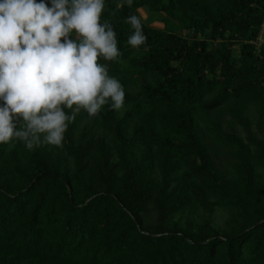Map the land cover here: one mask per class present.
<instances>
[{"label": "trees", "instance_id": "obj_1", "mask_svg": "<svg viewBox=\"0 0 264 264\" xmlns=\"http://www.w3.org/2000/svg\"><path fill=\"white\" fill-rule=\"evenodd\" d=\"M117 3L106 0L101 20L112 24L122 55L99 62L110 76L141 80L145 126L129 139L131 114L118 120L106 105L90 118L82 110L65 133L72 170L46 145L26 148L24 166L23 151L5 156L11 144L0 145V264H264V185L254 172L255 160L264 170V143L251 131L243 140L215 124L212 144L236 158L231 173H224L194 122L197 113L233 102L264 106V45L259 54L257 48L264 0H134L121 8ZM140 10L158 14L167 27L142 22L147 41L133 49L127 41L134 30L126 19ZM179 29L196 37L189 40ZM136 50L141 54L134 55ZM120 82L127 106L136 98ZM238 113L231 110L234 118ZM83 121L105 134L82 127ZM151 146L159 151L160 186L143 174L147 160L136 159ZM144 157L152 160L151 151ZM214 199L243 218L229 238L209 221L186 217Z\"/></svg>", "mask_w": 264, "mask_h": 264}, {"label": "clouds", "instance_id": "obj_2", "mask_svg": "<svg viewBox=\"0 0 264 264\" xmlns=\"http://www.w3.org/2000/svg\"><path fill=\"white\" fill-rule=\"evenodd\" d=\"M105 3L0 0V145L60 147L82 110L93 118L106 105L124 107L123 85L99 62L122 55L112 24L101 20ZM133 3L118 0L117 8ZM126 23L134 30L128 46L145 45L141 18Z\"/></svg>", "mask_w": 264, "mask_h": 264}, {"label": "rangeland", "instance_id": "obj_3", "mask_svg": "<svg viewBox=\"0 0 264 264\" xmlns=\"http://www.w3.org/2000/svg\"><path fill=\"white\" fill-rule=\"evenodd\" d=\"M139 17L141 18L142 22L153 29L158 30H165L166 23L164 22L161 17L156 13H151L148 10H140ZM180 33L184 37L189 40H193L196 36L193 32H181L180 29L176 31ZM201 39L200 37H198ZM208 41L214 47H219V44H212L210 37ZM264 45V28L260 34L259 40L257 42L258 54L260 48ZM135 54H141L138 50H136ZM234 57L239 58V47L235 46L234 48ZM119 81H124L127 83L128 91L131 93L136 100L130 103L127 106H124L121 110L116 111L115 115L118 120L124 119L127 115L131 114L129 117L128 124L125 127V136L131 139L135 134L136 131L140 128L145 126V115L147 113V109L144 108L142 103V92L143 86L142 82L138 78L131 77L130 75H122L116 77ZM153 83V81H151ZM105 107V106H104ZM235 108L239 111L238 115H241L239 118H234L231 114V110ZM104 109V108H103ZM102 109V110H103ZM195 126L198 129L199 134L204 139L205 143L208 145L214 164L217 170L224 172V173H231L232 165L236 158L231 155L233 151H221L218 147H215L211 140V128L218 124L219 127L227 134H236L241 139L245 140L248 136V131L252 132V136L259 142L264 143V106H260L256 103H249V104H240L237 102H233L221 110L213 113H205L199 112L194 120ZM242 122L246 123L243 125ZM82 127L88 125L90 128L94 130L95 133L99 132L101 134H105L97 127L89 124L87 122L81 123ZM97 131V132H96ZM66 144L67 141L64 139L62 146L55 147L51 145H46L47 150L53 155V158L60 161L64 167L73 168V162L70 156L67 154L66 151ZM151 144L148 141L146 146L140 147L141 149L146 148ZM23 146H25L22 142H14L11 145L4 147L5 156L11 150L23 151L20 152L21 155V162L23 164L22 156L26 153V147L23 150ZM254 153L256 152V148L252 147ZM34 150V149H33ZM151 151L152 153V160L151 158H145V152ZM137 163L141 164L143 159H146V165L142 168L143 174L148 180H151L156 186H160L163 183L164 176L162 174L161 167L157 162V158L159 157V151L157 147H154L152 150V146L143 150L140 154L136 153ZM238 162V161H237ZM67 168V169H68ZM69 170V169H68ZM254 172L264 185V170L258 167L257 160L254 163ZM178 177H181L182 170L178 171L176 174ZM173 178V177H172ZM174 179V178H173ZM174 181V180H173ZM177 183L173 182L172 188L176 187ZM186 217L192 218L193 220L199 221L200 224L204 223V221H209L211 227L221 235L222 238H229L233 236L234 233H237L242 225H244L243 218L240 216L237 209H232L229 206H226L218 201V199L212 200V202L205 207L201 208L196 214L190 213V211L186 214ZM147 221H154L153 219H146ZM153 223V222H150ZM184 228V227H183Z\"/></svg>", "mask_w": 264, "mask_h": 264}, {"label": "built area", "instance_id": "obj_4", "mask_svg": "<svg viewBox=\"0 0 264 264\" xmlns=\"http://www.w3.org/2000/svg\"><path fill=\"white\" fill-rule=\"evenodd\" d=\"M264 28V27H263Z\"/></svg>", "mask_w": 264, "mask_h": 264}]
</instances>
